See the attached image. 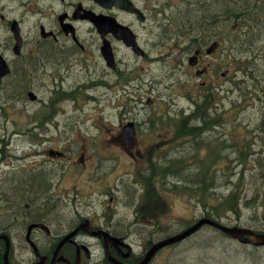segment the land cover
<instances>
[{"label": "flooded vegetation", "instance_id": "af4514ba", "mask_svg": "<svg viewBox=\"0 0 264 264\" xmlns=\"http://www.w3.org/2000/svg\"><path fill=\"white\" fill-rule=\"evenodd\" d=\"M223 2L231 9L236 6L233 0H105L104 5L94 0H35V3L34 0H0V57L10 69L0 81L6 80L13 98L21 92L28 100L31 92L36 95L30 85L33 81H40L37 86L46 90L48 87L52 95L45 105L49 115L27 120L20 127L27 133L34 128H46L56 115L64 113L58 109L59 105L74 99L79 101L77 95L81 92L148 90L142 81L155 79L159 67L167 76L171 68L166 59L173 52L177 53L173 74H182L180 70L187 68L188 76L231 80L230 70L221 74L219 56L223 46L220 40L224 32L223 10L221 13L216 10L221 9ZM259 4H264V0ZM17 12L31 20L13 17ZM169 15L175 18L174 34H169L172 28ZM92 18L101 19L105 24L96 26ZM14 22L20 29V41L13 31ZM187 25L192 37L183 29ZM229 25L231 21L224 22L225 27ZM178 37L185 48L174 51L173 43L178 44ZM179 65L184 66L179 69ZM78 69L89 71L88 85H77L73 80ZM36 96L34 102L43 101ZM151 103L149 99L148 104ZM168 110L159 109L158 117L165 120L162 127L158 121L136 119L118 121L115 131L108 125H93L103 128L105 138L123 153L138 147L137 155L142 160L137 167L142 169L135 174L132 170L119 169L121 154L104 152L108 147L104 138L71 139L62 132L57 142L70 146L60 144L48 154L57 156L58 164L52 166L46 159L29 167L10 164V168L1 169L2 191L7 182L10 184L20 175L25 181L44 184L43 195L29 198L23 195L17 201L7 191L5 197H0V236L5 235L11 241L10 263L138 264L156 242L166 239L171 227L159 226L163 224L158 220L159 214L169 210L168 196L173 183L169 175L163 180L162 172L151 173L147 168L170 154L173 138L170 140L169 134L173 129L168 122ZM185 116L189 118L190 114ZM128 156L133 163L135 154L131 152ZM144 163L147 166L143 167ZM152 198L157 199L155 203ZM159 198L163 204L157 203ZM70 236L58 251L62 241ZM127 246L132 249L131 254ZM0 249H5L3 239ZM172 249L160 250L149 264H157L160 255L167 262Z\"/></svg>", "mask_w": 264, "mask_h": 264}, {"label": "rangeland", "instance_id": "374dc122", "mask_svg": "<svg viewBox=\"0 0 264 264\" xmlns=\"http://www.w3.org/2000/svg\"><path fill=\"white\" fill-rule=\"evenodd\" d=\"M227 5V3L223 2L221 9H217L216 12L220 11L219 13H221V10ZM240 13L236 10L233 12L234 24L237 23L235 15ZM20 14V12H17L13 17L26 18ZM225 15L223 16V21L228 20V17ZM168 17V23L172 27L169 34H174L176 32V29H174L175 18L171 15ZM188 19L190 20L191 17ZM27 20L31 19L26 18ZM188 27L190 26H184L183 29L186 30L185 33H189L188 36L192 37L193 35L190 34L191 30H188L190 29ZM194 27H196V24H194ZM255 37H257L256 40ZM178 38L181 41L178 40V44L173 43L174 51H181L182 47L185 48L182 39ZM224 39V36L220 38L223 46L219 56L222 61L221 74L230 70L229 76L231 80L227 82L218 76L216 78L188 76L185 74L187 68L180 70L182 74H173L172 69L177 68V53L173 52L166 59V64L171 68L167 76L163 73L164 69L159 67L158 75L155 79L142 81V86H147L148 90L142 89L141 93L138 91L134 93H115L112 90L95 91L94 89L81 92L77 95L79 101L77 100L76 102V99H74L68 103L59 105L58 109L64 110V113L61 112L56 115L51 125L47 124L44 129L34 128V131H28V133L19 124L27 120L28 122L37 120L40 117L43 119L49 115L50 110L47 111L46 104L52 99L50 89L48 87L47 90L40 89L37 86V83L40 81L30 83L36 95L43 100L39 103L28 100L22 92L15 93V97L13 98L11 89L1 90L0 169L10 168V164L23 168L29 167L37 162L46 161V159L53 166L59 159L57 156H49L48 154H50L51 149H57L58 145L64 144L63 146H65L67 144H59L57 142L58 138H60L58 135L62 132V134H66L71 139L76 137H85L93 140H95V137L104 138L108 145L104 152L121 154L119 169L121 171L132 170L135 174L137 166L142 160L137 155L138 147L134 149L129 148V150H124L123 153L122 150L117 148V145L110 143L105 138L107 134H104L103 128L97 129L93 125L95 123L100 127L108 125L111 130L115 131L118 121L136 119L137 121L147 120L150 122L155 121L156 123L158 121V126L162 127L165 120L158 117L160 115L159 109L162 111L169 108L167 113L169 117L168 122L173 129L172 133L169 134V138L170 140L173 138V144L169 148L170 154H167V158L159 160L160 162L164 161L162 166L165 164V170L162 167V174L166 171L169 175L171 171L170 181L173 183V186L176 184L182 187L185 183L184 180L173 175V166L168 167L167 162L174 159L176 153L183 154L189 160L198 150L199 145L201 146V150L198 158L203 159L205 158L204 156H207L208 151L216 147L217 154L220 156L219 163L217 164L220 169L214 172L211 171L207 181L210 183L214 179L216 184L210 187L211 193L206 197L211 200V204L213 205H218L221 201L226 202L227 207H234L236 205V198H230L232 192H235L241 200L239 216L236 213L234 214V212H227L219 221L225 225L240 223L243 227L264 229V168L261 169L262 167L257 164L258 170H255V173H251L254 168L253 164H255V162H252L253 164H248L247 170L244 171V180H241L238 191H236L235 186L231 190L230 185H228L230 180L229 174H231L234 184H239L237 180L241 176L239 171L242 169L241 166H238L239 159L242 160L250 157L254 161L256 158L257 160L264 158V30H258V34H256L246 28L244 24H239L237 31L232 33L231 40H225L223 43ZM249 42H253L254 44H249ZM168 52L170 53V51ZM178 62L181 64L182 61L178 60ZM179 66L180 69L184 65ZM73 76H76L73 77V80L76 81L77 85H88V80L90 79L89 71L78 69L76 73L74 72ZM229 81H231V84ZM203 82H206V84L202 85ZM210 83L217 85L216 87L219 90L210 92L213 99L211 102L213 112L217 117L226 113V122L222 123L223 126L209 125L206 128V124H204L202 127L203 135L201 138L198 137L196 141L185 138L183 140L185 141L184 143H180L182 140L176 142L174 139L176 127L182 121V114H189L193 109H196L195 103L200 99L202 100L207 91H210L214 87H210ZM234 84H236V87ZM142 93L146 94L141 96ZM93 95L96 96L94 97ZM139 98H142L143 101L137 102L136 99ZM149 99L153 101L151 105L148 104ZM204 115L206 118L208 117L207 124H211L217 118L210 115L209 111H204ZM174 116L177 119L174 120ZM229 117L233 120L232 126L228 124ZM56 123H59L58 127ZM188 131L195 132V130H190L189 125H186L183 130V132H187L186 136L188 135ZM35 135H38V137ZM38 138L40 141H38ZM49 138H52V141ZM219 142L222 145L225 142L224 154L218 153L220 149L217 148V143ZM99 143L104 144L103 142ZM209 143L212 145L209 146ZM66 146L70 145L67 144ZM131 152L136 157L133 163L128 158ZM226 157L233 160V162L227 164L225 161ZM190 163L194 167L195 161H191ZM185 164L188 165V161ZM229 165L231 167L228 170L227 166ZM144 166H147V164L144 163ZM112 167L113 164L110 165V168ZM185 174L188 173L185 171ZM17 178L10 184L7 182V187H4L3 191H0V197H5L8 191L11 195L15 194V198L18 197L16 198L18 201L21 195H23L21 194L22 192L31 193V188H34V185L30 184L28 186L24 182L23 177L19 180ZM0 179H2L1 175ZM131 179H134V176ZM196 188L198 187L193 186L190 192L184 194L176 193L173 190V195L168 196L169 210L159 214L160 220L158 221L163 224L159 226L166 227L165 225H168V227L170 226L178 232L187 223H193L205 217L206 212H204V208L200 203V201L204 200V194L201 190H196ZM153 202L155 203L156 199ZM157 203L163 204L164 202L159 198ZM9 221H11V217ZM18 243L17 241V250L19 247ZM169 257V260L166 262L164 256L160 255L159 259H157V264H264V247L257 248L241 245L237 241L221 235L218 230L215 231L211 227H205L201 233L173 247L169 253Z\"/></svg>", "mask_w": 264, "mask_h": 264}, {"label": "trees", "instance_id": "16d2710c", "mask_svg": "<svg viewBox=\"0 0 264 264\" xmlns=\"http://www.w3.org/2000/svg\"><path fill=\"white\" fill-rule=\"evenodd\" d=\"M241 0H238L237 2H240ZM15 87H17L18 88V85H16ZM4 89H9L10 90V88H9V86H8V88H7V86L4 88ZM211 114H213V113H211ZM194 119L195 120H198V122H200V123H205L206 124V126H205V128L206 127H208L210 124H207L208 123V118H206L205 117V115H204V111H202V110H199L198 112H197V114L194 116ZM216 122H221V120H219V119H217V121ZM197 127V126H196ZM196 127H191L190 128V130H194L195 129V132H193V131H191L190 133H189V136L191 137V138H193V141H196L197 140V138L199 137V138H201L202 137V135H203V129H202V127L201 128H196ZM205 128H204V131H205ZM201 130V131H200ZM193 132V133H192ZM192 133V134H191ZM217 141V140H216ZM218 142V141H217ZM209 146H211L212 144L211 143H209L208 144ZM224 147H225V142L223 143V145L219 142V143H217V148H219L220 150H223L224 149ZM200 150H201V146L199 145V147H198V150L195 152V154H193V157L191 156L190 158H189V160H188V158H185L184 156H183V154H180V153H176V157L174 158V159H172L171 161H168L167 162V164H169L168 165V167L170 166H173V170H172V172L174 173L173 175H175V177H177V178H179V179H183L184 180V185H182V187H180V186H178V185H174L173 186V188H172V191L174 190V191H176V193H179V194H184V193H188V192H190L191 190H192V187L193 186H196V187H198V188H196V190H201L202 191V193L204 194V200L203 201H200V203L202 204V207L204 208V212H206V215H205V217L206 218H209V219H212V220H216L217 222H219V219L220 218H222L223 216H225L226 215V213L227 212H234V214L236 213L238 216L240 215V207H241V200L239 199V197H238V195L235 193V192H232V194H230V198L232 197H234V198H236V205L234 206V207H227V205H226V202H219V204L218 205H213V204H211V200L208 198V197H206V196H208L210 193H211V191H210V187L212 186V185H215L216 184V182H215V180L214 179H212V182H208L207 181V179L209 178V176H210V173H211V171H216V170H218V169H220L219 167H218V163H219V158H220V156L217 154V150H216V147L213 149V150H210V151H208V153H207V156H204L205 158L204 159H199L198 158V155H199V152H200ZM252 155H254L253 153H252ZM177 158V159H176ZM184 158V159H183ZM223 158H225V157H223ZM258 158H260V157H258ZM197 159V161H195V160ZM188 161V165H186L185 164V162L186 161ZM192 160H194L195 161V164H194V167H193V164L192 163H190ZM198 160H200V161H198ZM203 160V161H202ZM202 161V162H201ZM225 161H226V163L227 164H230L231 162H233V160H231L230 158H228V157H226V159H225ZM239 162H238V166H241L242 167V169L239 171V174L241 175L239 178H238V180L237 181H239L238 183L239 184H234V180L231 178V174H229L228 176L230 177V180H229V184L228 185H230V189L232 190L233 189V187L235 186L236 188V191H238L239 190V185H240V183H241V180H244V171L245 170H247V165L248 164H253L254 162H255V164H253V166H254V168H253V170L251 171V173H255L258 169V167H257V164H259V166L260 167H262L261 169H263L264 168V166H262V165H264V164H262V163H264V158L263 159H258L257 160V158H256V160L254 159V161H252L251 160V158L249 157V158H244V159H242V160H238ZM262 161V162H261ZM164 161H162V162H160L159 160H158V163L156 164L155 163V165H153V167H152V172L151 173H153L154 171H157L158 173H159V175H160V172H162V167H163V169L165 170V164L162 166V163H163ZM166 162V161H165ZM196 162H198V163H196ZM253 162V163H252ZM259 162V163H258ZM201 163V164H200ZM203 163V164H202ZM262 164V165H261ZM199 165V166H198ZM202 166V168H201V166ZM200 167V168H199ZM229 167H231V165H229V166H227V169L229 168ZM194 168V169H193ZM198 168V169H197ZM204 168V169H203ZM205 168H207V172H205L206 171V169ZM191 169V170H190ZM195 169H197V170H195ZM200 170H202L203 171V174H202V172L200 171ZM229 170V169H228ZM256 170V171H255ZM189 172L188 174H185L184 175V172ZM195 171V172H194ZM166 172V171H165ZM195 173V174H194ZM260 173V172H259ZM193 174H194V176H193ZM202 174V175H201ZM166 175H168L167 173H165V174H163V180H165V178H166ZM188 175V176H187ZM262 175V174H261ZM162 176V175H161ZM171 176V171H170V173H169V177ZM185 176V177H184ZM191 176H193V178H194V180H193V178L191 177ZM18 177V178H17ZM16 178L19 180L21 177H23V176H17ZM24 178V177H23ZM214 178H215V175H214ZM192 179V180H191ZM194 181V182H193ZM28 186L30 185V184H32V185H34V188H31L32 190H31V193L29 194H27L26 192H22L21 194H23L24 196H27V198H29L30 196H35V195H37L38 196V194L40 195V194H44V192H43V190H42V188H44V184H42L41 182H36V181H24ZM239 187V188H238ZM13 191V190H12ZM26 193V194H25ZM23 195H21V196H23ZM14 197H15V194H14ZM16 198H18V197H16ZM35 201H37V200H35ZM239 213V214H238ZM205 214V213H204ZM261 215H263L262 213H261ZM253 219H256V218H254V217H252ZM214 220V221H215ZM190 224H192V223H187L184 227H183V229H185V228H187V226L188 225H190ZM227 226H229V224H226ZM231 226V225H230ZM235 226H241L240 225V223H237ZM205 227H209L210 228V226H205ZM205 227H203L197 234H199V233H201L204 229H205ZM248 228H251V229H253L254 231H256V232H258V233H264V229H257L256 227H248ZM182 229V230H183ZM211 229H214V228H212L211 227ZM175 231V230H174ZM215 231H217L216 229H215ZM219 232V231H218ZM196 234V235H197ZM222 235V234H221Z\"/></svg>", "mask_w": 264, "mask_h": 264}, {"label": "water", "instance_id": "95a60500", "mask_svg": "<svg viewBox=\"0 0 264 264\" xmlns=\"http://www.w3.org/2000/svg\"><path fill=\"white\" fill-rule=\"evenodd\" d=\"M95 1L101 2L102 0H95ZM93 22L95 23L96 26H99V27H100V25L105 24V22L101 19H93ZM16 26H17V23L15 22L13 24V31H15L16 35L20 39V31H19L18 26H17V28H16ZM116 26L124 29L123 27H121L117 23H116ZM7 73H8L7 65H6L5 61L0 57V76H3ZM204 225H210V226L215 227L216 229H218V230L228 234L232 238L238 240L241 244L251 245L253 247L264 246V234H257L251 230H248V229L229 228V227L224 226L223 224L213 222V221L208 220V219H202L198 223H196L195 225H193L192 227L187 229L186 231L155 244L152 247V249L150 250V252L148 253L147 257L140 264H148L149 261L153 258V256L156 254V252L158 250H160L161 248H163L165 246L172 245V244L183 241L187 237H189V236L195 234L197 231H199ZM6 242H7V245H6V251L4 254V259H5V264H9L10 243L8 240ZM118 264H121V263H118Z\"/></svg>", "mask_w": 264, "mask_h": 264}, {"label": "bare ground", "instance_id": "6f19581e", "mask_svg": "<svg viewBox=\"0 0 264 264\" xmlns=\"http://www.w3.org/2000/svg\"><path fill=\"white\" fill-rule=\"evenodd\" d=\"M212 8H213V7H212ZM9 70H10V69H9ZM102 86H103V85H102ZM94 90L97 91L96 89H94ZM103 90H104V89H103ZM29 94H30V93H29ZM93 96L95 97L96 95H93ZM94 99H95V98H94ZM93 103H95V102H93ZM103 103H106V102H103ZM105 105H106V104H105ZM213 111H214V110H213ZM206 113H207V112H206ZM207 114H208V113H207ZM208 115H209V114H208ZM215 115H216V114H215ZM263 115H264V114H263ZM209 117H210V116H209ZM218 117H219V116H218ZM218 117H217V118H218ZM207 118H208V117H207ZM217 118H216V119H217ZM213 120H214V119H213ZM216 121H217V120H216ZM222 126H223V125H222ZM222 126H221V127H222ZM202 129H203V128H202ZM194 130H195V129H194ZM207 130H208V129H207ZM212 130H213V129H212ZM212 130H211V131H212ZM200 131H201V130H200ZM209 131H210V129H209ZM216 131H217V130H216ZM217 132H218V131H217ZM219 132H220V131H219ZM189 133H190V132H189ZM213 133H214V132H213ZM20 134H22V133H20ZM189 152H190V151H189ZM189 152H188V153H189ZM190 153H191V152H190ZM194 154H195V153H194ZM188 155H189V154H188ZM191 155H192V154H191ZM189 156H190V155H189ZM21 157H22V156H21ZM192 157H193V155H192ZM176 159H177V158H176ZM183 159H184V158H183ZM203 159H204V158H203ZM261 159H262V158H261ZM194 160H195V159H194ZM194 160H192V161L194 162ZM200 160H201V159H200ZM185 161H186V160H185ZM195 161H197V159H196ZM202 161H203V160H202ZM202 161H201V162H202ZM196 163H198V162H196ZM258 163H259V162H258ZM200 164H201V163H200ZM202 164H203V163H202ZM262 164H263V163H262ZM262 164H261V165H262ZM168 165H169V164H168ZM198 166H199V165H198ZM200 166H201V165H200ZM262 166H264V165H262ZM194 168H195V167H194ZM194 168H193V169H194ZM199 168H200V167H199ZM201 168H202V166H201ZM197 169H198V168H197ZM197 169H195V170H197ZM203 169H204V168H203ZM205 169H206L205 172H207V168H205ZM190 170H191V169H190ZM11 171H12V170H11ZM200 171H201L202 174H203V171H202V170H200ZM5 172H6V171H5ZM189 172H190V171H189ZM189 172H188V173H189ZM194 172H195V171H194ZM260 173H261V172H260ZM194 174H195V173H194ZM194 174H193V176H194ZM187 176H188V175H187ZM193 176H191V177L193 178ZM184 177H185V176H184ZM150 178H151V177H150ZM191 180H192V179H191ZM193 180H194V178H193ZM245 180H246V179H245ZM149 181H150V179H149ZM155 181H156V180H155ZM193 182H194V181H193ZM149 183H150V182H149ZM151 186H152V185H151ZM249 203H250V202H249ZM214 220H215V219H214ZM214 220H213V221H214ZM215 221H216V220H215ZM204 227H205V226H204Z\"/></svg>", "mask_w": 264, "mask_h": 264}]
</instances>
